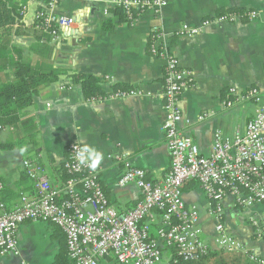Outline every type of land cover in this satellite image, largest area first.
Listing matches in <instances>:
<instances>
[{
	"label": "crops",
	"instance_id": "1",
	"mask_svg": "<svg viewBox=\"0 0 264 264\" xmlns=\"http://www.w3.org/2000/svg\"><path fill=\"white\" fill-rule=\"evenodd\" d=\"M11 1L22 8L24 28L13 44L25 60L67 75L94 76L106 97L87 101L81 87L71 85L64 75L58 83L40 89L33 105L21 115L19 131L13 134L12 128H6L0 134V200L8 209L15 208L22 196L35 194V184L23 166L28 160L40 164V176L60 191L59 201L65 200L64 165L72 144H88L103 154L100 182L112 217L124 216L143 199L135 183L118 186L124 169L115 156L147 171L153 183L164 180L171 169V156L162 130L164 62L150 53V38L156 27L169 34L181 67L193 74L192 86L180 99L183 120L179 128L201 155L211 154L216 133L233 140L236 132L255 118L254 102L227 108L229 99L234 101L238 94L255 89L264 103V0H166L168 6L160 17L148 12L137 16L131 25L127 19L118 21L117 9L109 0H58L53 12L74 17L80 25L75 31L79 36L71 38L62 32L56 40L41 38L34 28L37 13L47 9L46 0ZM233 10L256 12L259 17L249 21L244 15L234 22L217 23L194 38L174 36L183 24L197 26ZM108 22L115 25L105 31L103 25ZM129 89H141L151 97L107 98L115 91ZM231 90L236 92L232 97ZM33 134L35 144L29 141ZM8 144L15 147L3 148ZM184 199L189 206L198 207L202 238L211 252L220 251L215 245L217 220L210 214L208 199L197 182L185 185ZM222 207L228 234L246 251L236 254L264 262V205L244 208L235 198L227 197ZM160 223L158 219L151 225L154 239L158 238ZM17 240L19 256L0 254V264H61L63 258L70 264L66 237L52 224L25 223ZM162 251L167 264L174 253L164 245ZM100 264L117 262L109 257Z\"/></svg>",
	"mask_w": 264,
	"mask_h": 264
},
{
	"label": "built area",
	"instance_id": "2",
	"mask_svg": "<svg viewBox=\"0 0 264 264\" xmlns=\"http://www.w3.org/2000/svg\"><path fill=\"white\" fill-rule=\"evenodd\" d=\"M46 10L36 15V29L42 30L54 40L65 32L71 38L79 36L76 27L80 21L74 17L58 15L53 9L58 0H46ZM112 8L121 10L128 20L151 12L161 16L168 6L166 0H109ZM105 10V15H108ZM244 16L225 15L204 20L200 25L183 24L176 37L194 38L217 23H230ZM249 21L256 20V12L245 14ZM170 37L164 29L154 28L150 38V53L164 62V90L161 95L165 120L162 130L171 156V169L159 183L148 180V172L133 167L127 159L117 155L115 160L123 165L124 173L118 186L135 183L143 199L134 209L120 218L108 212V200L100 182L99 169L91 172L80 166L72 144L67 150L64 168L69 175L64 191L67 199L59 201L60 191L45 177L37 163L25 161L24 169L35 184L32 197L22 196L20 203L8 209L0 200V254L19 256L18 231L29 222L49 223L65 235L70 264H100L113 258L117 264H164L162 246L173 249L175 254L167 264L198 262L211 251L203 240L199 226L200 212L197 206H189L184 199V187L197 182L209 202L210 214L217 220L215 245L230 253L246 252L242 244L230 236L222 221V203L233 197L244 208L264 205V103L258 90H248L226 102L227 108L236 103L254 102L255 118L244 130L236 132L233 140H226L216 133L212 152L201 155L198 147L179 128L183 115L180 99L193 84V74L181 67L174 55ZM231 97L236 94L230 91ZM151 97L141 89L118 90L109 100ZM106 98V99H107ZM6 127L0 126V134ZM2 188L0 187V191ZM160 219L158 238L151 236V225ZM251 260L264 264L254 257Z\"/></svg>",
	"mask_w": 264,
	"mask_h": 264
},
{
	"label": "trees",
	"instance_id": "3",
	"mask_svg": "<svg viewBox=\"0 0 264 264\" xmlns=\"http://www.w3.org/2000/svg\"><path fill=\"white\" fill-rule=\"evenodd\" d=\"M114 13L119 17L118 21L123 22L127 19L131 25L132 22L128 20L124 12L117 10ZM247 13L246 11L233 10L223 13L219 17L225 15L244 16ZM114 25V22H108L103 25V28L105 31H110ZM36 26L37 23H35L34 28L38 34H41V38H52L42 30H37ZM23 28L22 8L14 6L11 0H0V126L12 128L13 134L15 131H19L18 124L21 115L33 105L40 89L58 83L61 77L67 75L53 69V67L44 68L41 65H32L25 60L22 51L13 44L14 37L19 36ZM50 54L51 51L48 50V59ZM67 77L70 79L71 85L81 87L87 101L105 99L106 95L101 89L98 78L78 74L67 75ZM31 132H34V129ZM34 139L35 134L29 138V141L35 144ZM19 143L22 145L21 142ZM14 147L15 145L8 144L3 148ZM64 178L69 179L67 172H65ZM171 250L175 254V251ZM249 258V255L246 254L234 253L233 256H230L226 255L224 250H216L210 251L207 257L198 262L182 264H257L251 262ZM61 261V264H69L66 258L61 259Z\"/></svg>",
	"mask_w": 264,
	"mask_h": 264
},
{
	"label": "clouds",
	"instance_id": "4",
	"mask_svg": "<svg viewBox=\"0 0 264 264\" xmlns=\"http://www.w3.org/2000/svg\"><path fill=\"white\" fill-rule=\"evenodd\" d=\"M74 152L80 166L87 167L93 173L100 169L104 156L97 148L83 144L79 149L74 147Z\"/></svg>",
	"mask_w": 264,
	"mask_h": 264
}]
</instances>
